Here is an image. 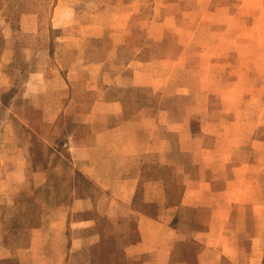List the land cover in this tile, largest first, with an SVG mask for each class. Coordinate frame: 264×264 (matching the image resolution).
<instances>
[{
  "label": "rangeland",
  "instance_id": "1",
  "mask_svg": "<svg viewBox=\"0 0 264 264\" xmlns=\"http://www.w3.org/2000/svg\"><path fill=\"white\" fill-rule=\"evenodd\" d=\"M260 84L264 0H0V264H264Z\"/></svg>",
  "mask_w": 264,
  "mask_h": 264
},
{
  "label": "crops",
  "instance_id": "2",
  "mask_svg": "<svg viewBox=\"0 0 264 264\" xmlns=\"http://www.w3.org/2000/svg\"><path fill=\"white\" fill-rule=\"evenodd\" d=\"M212 10L215 12V8L212 9ZM225 12H228V9H226ZM169 17H170V16H169ZM166 18L168 19V17H165V18H162L161 20H158V21L156 20L157 22L154 21V20H152V22H151L149 28H152L153 26H155V25H156L155 23H157V25H161V26H163V25L165 24V22H166ZM169 19H170V18H169ZM224 22L226 23V21H224ZM150 36H152V35H150ZM152 38H153V40H155L154 37H152ZM195 45H199V44H195ZM189 47H193V46H189ZM194 47H197V46H194ZM170 51H171V50H166V55H167L168 52H170ZM172 52H175V51H172ZM182 52H184V49L178 51L175 57H178V58H179L180 55L182 54ZM197 56H198V58H199V61L205 59V55L203 54L202 51L199 52V54L197 53ZM167 58H169V56H167ZM159 60H160V63H162V61L166 60V58H162V59H159ZM263 86H264V85L260 84L259 90H261L262 88H264ZM229 89H233V88H229Z\"/></svg>",
  "mask_w": 264,
  "mask_h": 264
},
{
  "label": "trees",
  "instance_id": "3",
  "mask_svg": "<svg viewBox=\"0 0 264 264\" xmlns=\"http://www.w3.org/2000/svg\"><path fill=\"white\" fill-rule=\"evenodd\" d=\"M9 93H10V92H8V93L6 94V96L4 95V97L2 98V103H3V104H6V103H7V99H6V97H7V95H9ZM3 261H4V260H0V263L3 262Z\"/></svg>",
  "mask_w": 264,
  "mask_h": 264
}]
</instances>
